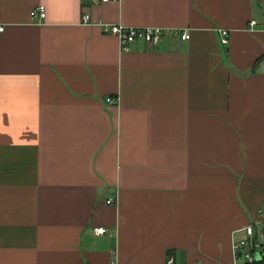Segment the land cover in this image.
Returning a JSON list of instances; mask_svg holds the SVG:
<instances>
[{
    "label": "crops",
    "instance_id": "0c3cea01",
    "mask_svg": "<svg viewBox=\"0 0 264 264\" xmlns=\"http://www.w3.org/2000/svg\"><path fill=\"white\" fill-rule=\"evenodd\" d=\"M111 25L189 38L122 52ZM0 29V264H240L264 208V0H0Z\"/></svg>",
    "mask_w": 264,
    "mask_h": 264
},
{
    "label": "built area",
    "instance_id": "2783aa9c",
    "mask_svg": "<svg viewBox=\"0 0 264 264\" xmlns=\"http://www.w3.org/2000/svg\"><path fill=\"white\" fill-rule=\"evenodd\" d=\"M119 0H98L100 3H117ZM30 18H38L39 20H43L45 17L44 7L39 5L32 9L29 12ZM82 21L85 23L88 21V16L83 15ZM254 21H250L249 27L254 25ZM108 34L114 36L119 45V50L124 52L127 51L130 43L141 41L145 44L154 46L156 45L162 37L166 35H174L177 36L180 40H187L189 38V34L187 30H176L169 31L161 28H132V27H124L122 25H111L107 29ZM1 31V29H0ZM220 43H226V31H220ZM105 102L108 105L115 104L114 98H106ZM111 201L107 200L106 204H110ZM255 225L260 226V231L258 236L260 237L261 242L258 244L254 241V237L256 236ZM104 232L103 228H98L94 231L95 234L100 235ZM240 237L233 239L232 241V252L233 259L237 262L243 261L244 264H253L254 255L257 254L259 258L262 256V246L261 244L264 242V208L259 209L258 211V220L255 224L247 225L241 231ZM171 260L167 261V264H170ZM112 264V263H110Z\"/></svg>",
    "mask_w": 264,
    "mask_h": 264
},
{
    "label": "rangeland",
    "instance_id": "374dc122",
    "mask_svg": "<svg viewBox=\"0 0 264 264\" xmlns=\"http://www.w3.org/2000/svg\"><path fill=\"white\" fill-rule=\"evenodd\" d=\"M254 227H255L254 229H255V232H256V236H255L253 239H254V241L258 244L259 242L262 241V240H260V237L258 236V233H259V231H260V226L255 225ZM240 264H244V262L241 261Z\"/></svg>",
    "mask_w": 264,
    "mask_h": 264
},
{
    "label": "trees",
    "instance_id": "16d2710c",
    "mask_svg": "<svg viewBox=\"0 0 264 264\" xmlns=\"http://www.w3.org/2000/svg\"><path fill=\"white\" fill-rule=\"evenodd\" d=\"M262 58H264V56H262ZM262 248V256L260 257V259L258 261H254L253 264H264V242L261 244Z\"/></svg>",
    "mask_w": 264,
    "mask_h": 264
},
{
    "label": "water",
    "instance_id": "95a60500",
    "mask_svg": "<svg viewBox=\"0 0 264 264\" xmlns=\"http://www.w3.org/2000/svg\"><path fill=\"white\" fill-rule=\"evenodd\" d=\"M259 259H260L259 256H258L257 254H255V255H254V260H255V261H258Z\"/></svg>",
    "mask_w": 264,
    "mask_h": 264
}]
</instances>
